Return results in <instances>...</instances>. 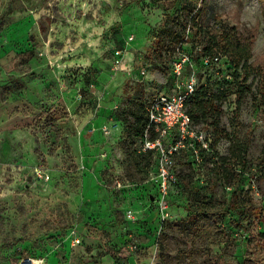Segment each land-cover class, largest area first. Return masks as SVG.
<instances>
[{
    "label": "rangeland",
    "instance_id": "obj_1",
    "mask_svg": "<svg viewBox=\"0 0 264 264\" xmlns=\"http://www.w3.org/2000/svg\"><path fill=\"white\" fill-rule=\"evenodd\" d=\"M202 1L205 27L255 31L250 62L264 71V0ZM176 7L173 0H0V264H192L179 256L199 247L179 230L190 199L181 176L190 170L178 166L182 182L162 219L150 197L153 158L138 161L133 137L140 105L174 91L173 60H195L207 43L206 31L187 26L181 46H159ZM197 76H210L222 114L216 129L209 113L196 123L212 140L221 136L216 152L239 178L225 180L205 163L191 182L217 200L236 192L264 208V74L249 75L241 97L240 78L220 84L214 69ZM242 146L244 167L232 157ZM245 222L233 213L217 220L223 232L196 259L264 264V249L247 244Z\"/></svg>",
    "mask_w": 264,
    "mask_h": 264
},
{
    "label": "trees",
    "instance_id": "obj_2",
    "mask_svg": "<svg viewBox=\"0 0 264 264\" xmlns=\"http://www.w3.org/2000/svg\"><path fill=\"white\" fill-rule=\"evenodd\" d=\"M174 4L177 6V16L173 18L169 14H166L165 19L166 24L163 26L160 36L157 38V42L160 47H166L169 50H174L177 46H181L184 42L186 27L188 26L190 30L195 29V31H206L207 43L203 47L202 52L194 60L190 55H187L191 60L196 64L198 68V73L202 72V75L208 72L209 70H215L213 66L204 67L200 63L202 56H220L225 59V63L231 66L229 69V76L232 78L237 77L241 79V94L244 91H248L249 87L245 85L247 78L252 73H261L264 74V71L261 70V67H258L257 64L250 62L252 58V49L255 39V31L247 30L245 33L238 31L236 27H228L223 24H214V26L208 28L204 26V21L206 20V14L203 9L202 0H173ZM11 8L8 9L10 13ZM7 13V14H8ZM179 20L182 21L184 27H181ZM171 22V23H170ZM170 23V24H169ZM180 25V26H179ZM174 61V60H173ZM227 61V62H226ZM256 66V68L254 67ZM210 76H206L204 80L199 79L198 88L187 105V112L190 115L195 126H199L196 122L199 119L206 117L207 113L212 116V125L216 129L220 115L222 114L221 106L219 104V96L216 94L214 88V83L211 82ZM219 83V82H218ZM229 83V80L224 78L220 82ZM217 84V82L215 83ZM148 102V101H147ZM147 105V103H146ZM146 105L145 108L140 105V108L137 112L133 114L134 125H133V137L134 145L141 138L143 131L147 125V116H146ZM240 110V98L237 101V106L234 109V117L239 116ZM203 128V127H202ZM220 135L213 137L212 146L216 147L218 141L220 140ZM245 147H238L232 151V157L237 160L241 166H245L243 152ZM136 158L139 162L148 163L152 153H147L143 157L138 155L134 149ZM149 160V161H148ZM151 162V161H150ZM230 160L226 158H220V165L217 167H212V170H219L220 176L225 180L229 178H239V175L232 174V171L229 168ZM154 159L151 162V170L154 167ZM180 164H186L190 170L187 175H182L181 177L187 180L185 190L190 196L189 205L187 210L189 212L187 221L182 222V226L179 227L180 232H184L187 235L191 236L193 245L198 244V248L193 246L191 250L184 251L179 250V256L181 258H188V262L192 264H202L200 260L196 259L195 254L202 253L204 243L208 240L213 241L216 237H219L220 233L223 232L222 228L217 226L216 221L220 220L221 217H224L225 214H236L238 221H246L245 226L248 227L252 234L247 242L249 246L255 245L260 249H264V232H256V228L261 224L264 226V208L256 206L252 203L251 199L244 198L237 194L236 192L231 193L230 197L225 200H217L213 195L203 194L196 184L192 183L191 175L196 171V168L200 167L195 165L191 161L189 153H186L180 156L176 160V170ZM178 172V170H177ZM190 175V176H189ZM180 174L178 172V183L173 188L175 190L180 186L182 182ZM172 190V191H173ZM156 194V193H155ZM155 195L150 196L154 198ZM201 222L203 224L201 225ZM241 264H256L251 259L244 260Z\"/></svg>",
    "mask_w": 264,
    "mask_h": 264
},
{
    "label": "built area",
    "instance_id": "obj_3",
    "mask_svg": "<svg viewBox=\"0 0 264 264\" xmlns=\"http://www.w3.org/2000/svg\"><path fill=\"white\" fill-rule=\"evenodd\" d=\"M118 55L119 51L116 52V56ZM119 62L116 58V64ZM200 63L204 67L214 65L216 76L229 80L228 71L231 66L228 62L225 63L224 58L206 55L201 57ZM172 71L174 91L155 95L148 100L147 125L134 145L136 153L142 157L152 153L155 164L149 180L154 187V203L162 219L168 209L169 195L178 183L176 160L180 156L189 153L191 161L197 166L205 163L211 167L220 165V158L212 146L208 132L195 126L187 112V105L199 83L196 64L189 56L181 54L173 61ZM38 175L44 180L49 178L42 172H38Z\"/></svg>",
    "mask_w": 264,
    "mask_h": 264
}]
</instances>
